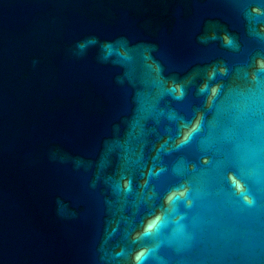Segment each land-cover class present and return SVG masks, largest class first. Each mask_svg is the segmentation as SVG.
<instances>
[{"label": "water", "instance_id": "obj_1", "mask_svg": "<svg viewBox=\"0 0 264 264\" xmlns=\"http://www.w3.org/2000/svg\"><path fill=\"white\" fill-rule=\"evenodd\" d=\"M141 249L264 264V0H0V264Z\"/></svg>", "mask_w": 264, "mask_h": 264}, {"label": "clouds", "instance_id": "obj_2", "mask_svg": "<svg viewBox=\"0 0 264 264\" xmlns=\"http://www.w3.org/2000/svg\"><path fill=\"white\" fill-rule=\"evenodd\" d=\"M97 39L95 37L89 38L87 41H81L77 44V49L80 51L77 54H82L83 50L90 44H96ZM128 45L126 40H118L116 42H104L101 45L102 59L107 61L113 57L118 58L120 63L129 59L128 57ZM117 62V61H114ZM216 89L213 88L212 92L215 93ZM79 163V162H77ZM183 193H181L182 195ZM59 203V202H58ZM155 226V220L145 225L144 235H148L152 228ZM120 255V254H117ZM148 258V252L146 249L139 250L133 257L135 264H144V261Z\"/></svg>", "mask_w": 264, "mask_h": 264}, {"label": "snow or ice", "instance_id": "obj_3", "mask_svg": "<svg viewBox=\"0 0 264 264\" xmlns=\"http://www.w3.org/2000/svg\"><path fill=\"white\" fill-rule=\"evenodd\" d=\"M197 128H198V124L197 127H192L191 125L189 126V130L187 132H183L181 131L180 135L183 137L181 139V145L183 144H187L188 142H190V140L192 139V137L195 135V133L197 132Z\"/></svg>", "mask_w": 264, "mask_h": 264}]
</instances>
